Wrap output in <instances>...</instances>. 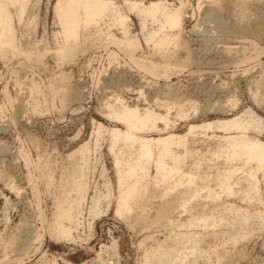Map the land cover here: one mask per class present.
<instances>
[{
  "label": "rangeland",
  "instance_id": "obj_1",
  "mask_svg": "<svg viewBox=\"0 0 264 264\" xmlns=\"http://www.w3.org/2000/svg\"><path fill=\"white\" fill-rule=\"evenodd\" d=\"M104 1L111 11L81 31L71 61L57 55L58 0L8 3L0 264H264V169L214 155L228 137L264 143V0ZM135 1L179 10L181 28L161 29V15H140ZM163 34L176 39L159 51ZM129 41V50L118 44ZM124 107L168 116V128L160 121L140 137L187 136L197 155L165 179L137 144L115 140L128 131L114 117ZM73 169L79 188L66 189Z\"/></svg>",
  "mask_w": 264,
  "mask_h": 264
},
{
  "label": "bare ground",
  "instance_id": "obj_2",
  "mask_svg": "<svg viewBox=\"0 0 264 264\" xmlns=\"http://www.w3.org/2000/svg\"><path fill=\"white\" fill-rule=\"evenodd\" d=\"M17 0H0V52L3 48H12L11 42L7 41V34L13 31V20L11 12L8 8V3L13 4ZM134 7L140 15L146 16L151 19H156L158 15H161V29L168 26L170 29H180L182 25V15L179 10L172 12L168 9L167 5L163 2L151 3L149 7H146L142 3L135 1L129 5ZM112 7L104 0H58L56 5L55 14L61 26V35L64 39L63 45L59 48L57 55L58 59L63 61H71L76 54V43L80 39L81 31H85L90 27H98L100 23L108 16ZM25 13V7L22 6L19 13V18L22 20ZM114 20L116 23L124 28L127 26L126 22L128 17L122 14L120 11L115 12ZM153 39V37H152ZM175 34H163L161 38L157 40L158 50L167 49L171 42L175 41ZM74 43L70 46L68 43ZM110 42H116L110 40ZM121 47L126 50L135 45L134 41L119 42ZM176 44H180L177 42ZM146 68L145 65H142ZM65 86L59 89V93H66ZM114 117L121 122H124L128 127V131L122 134L120 131H113L115 140L120 137L126 141L132 142L139 146V160H145L146 162L154 161L158 173L165 179L175 176L179 173V166L188 157L196 156L195 151H189L187 146V136H177L172 133H160L155 138L140 137L145 136L146 130H160L158 122L162 121L168 128L171 121L168 116L157 114L155 111L147 109L144 114H141L139 108L124 107L120 112H114ZM231 126L235 130H240V126L236 123H227L226 127ZM195 128H192L194 130ZM226 145L216 149L214 155H224L229 160L239 161L244 160L246 163L254 162L259 169H264V143L260 141H247L242 137L234 136L228 137ZM182 148L183 151H180ZM205 157H199L196 165H199L201 161H204ZM169 161V162H168ZM170 161L172 164H170ZM136 167L131 168L127 173V178L131 179L136 176ZM68 174V173H67ZM66 174V175H67ZM77 170L73 169L67 175L66 180L62 182L64 188L69 189L74 187L79 188L76 180ZM63 186V185H62ZM136 191V186L131 189L125 197L122 198L120 207L128 208L130 199L133 197Z\"/></svg>",
  "mask_w": 264,
  "mask_h": 264
}]
</instances>
